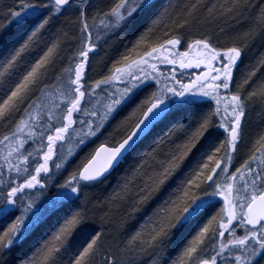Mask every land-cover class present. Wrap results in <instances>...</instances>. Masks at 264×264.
Here are the masks:
<instances>
[{
  "label": "snow or ice",
  "instance_id": "6c2138e0",
  "mask_svg": "<svg viewBox=\"0 0 264 264\" xmlns=\"http://www.w3.org/2000/svg\"><path fill=\"white\" fill-rule=\"evenodd\" d=\"M233 20L230 45L202 31ZM0 21V264H264V120L248 124L264 53L240 69L264 44V0H9ZM117 172L103 199L86 193ZM116 211L139 224L113 246Z\"/></svg>",
  "mask_w": 264,
  "mask_h": 264
},
{
  "label": "trees",
  "instance_id": "16d2710c",
  "mask_svg": "<svg viewBox=\"0 0 264 264\" xmlns=\"http://www.w3.org/2000/svg\"><path fill=\"white\" fill-rule=\"evenodd\" d=\"M208 2L212 3L213 0H208ZM70 18H73V17H70ZM229 25H231V27H229ZM245 28H246V25L244 23H242V22L237 23V21H235V20L227 22V23L224 21H216L213 24L206 26L202 31H204L205 34H211L214 38V42L218 41L219 44H224V41L227 38V39H229V44H230V37L236 33H243ZM221 29H228V31L225 34H221ZM52 31H55V28H53ZM46 37L48 40L51 37V32L47 33ZM128 39H134V37L129 36ZM112 44H113V41L111 42L110 46H112ZM120 51H121V49H119V48L116 49L115 45H113V48L110 47L109 50L107 51V53L105 54L106 60H104V62H100V65L105 68V64L107 63V65H108V63H109L107 60L108 56L115 57L119 54ZM261 53H264V44H262L260 39H256L254 42H251L249 44L247 51L245 52L243 59H242V62L240 64V69H243L245 67V65H248L251 62H254L261 55ZM98 60H100V59L98 58ZM263 74H264V72L258 73V75H263ZM238 75H239V69H238ZM258 105H259V108L256 109V113L258 114V117L255 119V122H253V124H251L252 130L258 129L261 126V121L264 120V109H262L260 103H258ZM248 124H249V121H248ZM103 141L98 142V144H101ZM85 151L81 152L82 155H80L79 158L85 156V154L89 153L90 151H94V150L92 147V149L88 150V152H85ZM78 159H76V161H78ZM76 161H74V163H76ZM118 175H119V172L113 174L112 178H110V182L107 184V187H104L102 189H89V190H86V193L88 195H90L91 191L92 192L94 191L93 196H91L93 199H96V198L103 199L106 195H108L107 190H109L110 187L112 188V186L116 183L114 181L117 180ZM55 191H56L55 187L51 188L48 195L54 194ZM111 214H112V216H110L111 217L110 221L105 220V223L108 224V227L105 229V231L109 232L111 227H112L111 236H109V238L107 239L108 243L112 245V243H114V240L116 239V238H114V236L116 235V237H117V235L120 234V230L115 231V225L118 223V221L122 223L121 225H125V223L128 225L131 223V220H127L125 218L123 211H116V212H113ZM96 216L99 217L100 213H96ZM98 224H99V220L97 221V225H96L97 230L99 229ZM22 249H25L27 251L26 248H21V249H19V251H17V254L13 258H16L18 254H19V257L21 255H23V252H25V250L23 251ZM102 257H100V260L102 259Z\"/></svg>",
  "mask_w": 264,
  "mask_h": 264
},
{
  "label": "rangeland",
  "instance_id": "374dc122",
  "mask_svg": "<svg viewBox=\"0 0 264 264\" xmlns=\"http://www.w3.org/2000/svg\"><path fill=\"white\" fill-rule=\"evenodd\" d=\"M5 2H9V0H0V4H2V3H5ZM91 2H92V4H93V6H94V8L95 7H102V8H104V9H107V8H109L111 5H112V3H110V2H106L105 0H91ZM74 16H73V18H69V19H73L74 20ZM61 20L63 21L64 20V18L62 17L61 18ZM0 22H2V21H0ZM58 26V25H57ZM72 28H73V30H76V26L75 25H72L71 26ZM124 37V34L122 33L121 34V36L120 37H114V38H111V39H109V41H108V43L106 44V45H104V47L101 49V51L98 53V55H96V56H94L93 58H92V67H91V69L89 70V76L92 78V79H98L99 78V75L98 74H103V73H106L107 72V68L105 67H102L101 65H100V62H104V60H106L105 59V54L107 53V51L109 50V48L111 47V48H113V45H115V47H116V49H121V51L120 52H123L124 51V49H123V45L122 44H120L119 43V41L122 39ZM198 38V37H197ZM44 39L45 40H47V37H46V35H45V37H44ZM115 39V40H114ZM113 41V44H112V46H110V44H111V42ZM221 46H223L224 44H220ZM230 45V44H229ZM129 47H130V45H129ZM119 52V53H120ZM40 54H42V52H40V53H36V52H34V53H32L31 54V57H29L30 59H34V58H38V55H40ZM119 55V54H118ZM117 55V56H118ZM117 56H115V57H113V56H111L112 58H116ZM98 58L100 59V60H98ZM108 60V66H110L111 65V60H109V59H107ZM97 64V65H96ZM195 71H197V73L199 72V71H201V70H195ZM261 73H263V72H261ZM261 76H264V74L263 75H257V77L255 78L257 81H259V79L261 78ZM248 91H252V88L251 87H249L248 88ZM258 101L250 108V111H249V114H248V121H249V127L250 128H252V125L251 124H253V122H255V119L258 117V114L256 113V109L257 108H259V105H258ZM127 113H123V115H126ZM251 115H252V117H251ZM3 134H6L5 132H4V128H3V126L2 125H0V135H3ZM108 135V132H106L105 133V136H107ZM105 136H102V137H100L99 139H97V140H95L92 144H89L86 148H84L83 149V151L82 152H84L85 150V152H88V150H90V149H92V147H93V149L96 147V144H98L97 142H100V141H103L104 139H105ZM67 147H68V145H65V149H67ZM81 153V152H80ZM85 154V153H84ZM80 155H82V153L80 154ZM79 155V156H80ZM79 156H77V158L76 159H78L79 158ZM81 158H79L78 159V161L80 160ZM77 162V161H76ZM75 164V163H74ZM69 171H71V169H69ZM113 174H115V173H113ZM65 175H67V173H65ZM113 176V175H112ZM112 178V177H111ZM117 181V180H116ZM116 181H114V182H116ZM111 191V187L109 188V190H107V193H109ZM94 192V191H93ZM92 191H91V193H90V196H93V193ZM18 214V213H17ZM110 216H112V214H110ZM122 223L121 222H119L118 221V223L115 225V231L116 230H120V234L119 235H117V237H116V235L114 236V238H116L115 240H114V243H112V245L113 246H115L117 243H122L129 235H131V233L136 229V227H138V224H139V221H131V223L130 224H126L125 223V225H121ZM119 226V227H118ZM111 229H112V227H111ZM111 229H110V231L108 232V233H110V235L109 236H111ZM99 230V229H98ZM109 236L107 237V239L109 238ZM23 251L25 250V249H22ZM17 251H19V250H17ZM25 252H26V250H25ZM25 252H23V255H24V253ZM176 253H177V248H176V246L174 245L173 246V248H172V250H171V256H175L176 255ZM17 254V252L16 253H14V256ZM23 255H21L20 257H22ZM13 256V257H14ZM102 256H104V253H101V255L99 256V257H97V261H98V264H100V262H102V260H103V257ZM19 257V254L17 255V257L16 258H13L14 259V261L17 259V258H20ZM100 257H102V259L100 260ZM128 260H129V262H130V264H137V257L136 256H134V255H132V254H129L128 255ZM141 264H150V258H148V257H145V258H143V260L141 261Z\"/></svg>",
  "mask_w": 264,
  "mask_h": 264
},
{
  "label": "flooded vegetation",
  "instance_id": "af4514ba",
  "mask_svg": "<svg viewBox=\"0 0 264 264\" xmlns=\"http://www.w3.org/2000/svg\"><path fill=\"white\" fill-rule=\"evenodd\" d=\"M180 50H181V51H184L185 49H184V48H181ZM161 67H164V66H161ZM199 70H203V69H199ZM108 131H111V130L109 129ZM97 143H98V142H97ZM96 145H99V144H96ZM245 152H246V151H245ZM245 152H243V151H242V148H241V160H240L239 162H242V159L244 158V153H245ZM238 166H239V163L236 164V167H238ZM233 170H235V169L233 168Z\"/></svg>",
  "mask_w": 264,
  "mask_h": 264
},
{
  "label": "bare ground",
  "instance_id": "6f19581e",
  "mask_svg": "<svg viewBox=\"0 0 264 264\" xmlns=\"http://www.w3.org/2000/svg\"><path fill=\"white\" fill-rule=\"evenodd\" d=\"M105 1H106V2H110V3L114 2V0H105ZM251 117H252V115H251ZM242 151L245 152L246 149H245L244 147H242Z\"/></svg>",
  "mask_w": 264,
  "mask_h": 264
}]
</instances>
